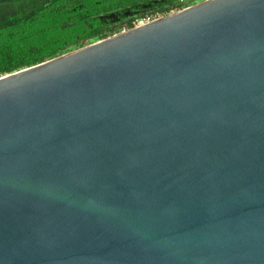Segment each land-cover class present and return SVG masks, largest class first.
<instances>
[{
	"label": "water",
	"instance_id": "water-1",
	"mask_svg": "<svg viewBox=\"0 0 264 264\" xmlns=\"http://www.w3.org/2000/svg\"><path fill=\"white\" fill-rule=\"evenodd\" d=\"M0 264H264V0L1 75Z\"/></svg>",
	"mask_w": 264,
	"mask_h": 264
},
{
	"label": "trees",
	"instance_id": "trees-1",
	"mask_svg": "<svg viewBox=\"0 0 264 264\" xmlns=\"http://www.w3.org/2000/svg\"><path fill=\"white\" fill-rule=\"evenodd\" d=\"M193 1L196 0H0V76L83 46L89 35L98 39L108 31L132 28L134 20L108 28L95 17L123 2H150L156 7L141 12L138 18L149 13L165 15Z\"/></svg>",
	"mask_w": 264,
	"mask_h": 264
},
{
	"label": "flooded vegetation",
	"instance_id": "flooded-vegetation-1",
	"mask_svg": "<svg viewBox=\"0 0 264 264\" xmlns=\"http://www.w3.org/2000/svg\"><path fill=\"white\" fill-rule=\"evenodd\" d=\"M152 3H154V0ZM152 3H150V2L149 3L131 2L130 4H126V2H123L122 5L118 6L116 9L108 10V11H102V12L98 13L95 17L97 19H102L101 22L104 23L103 25L105 27L113 28L114 26L125 24L126 22H129L131 20L132 21L135 20L137 18V16L145 10H152V9L156 8L155 6L152 5ZM76 6H79V5H76ZM110 14H113V16L110 18L106 17L107 15H110ZM67 25L70 26L69 23ZM93 27H91L90 29H92ZM112 34H114V33L111 31H108L107 35L102 36L98 39H93V36L89 35L90 37H86V39L84 40L85 44L83 46L90 44L92 42L98 41L99 39L110 36ZM77 38H80V37L77 36ZM77 48H79V47L71 48L67 52L74 50V49H77ZM64 53H66V52H64Z\"/></svg>",
	"mask_w": 264,
	"mask_h": 264
},
{
	"label": "built area",
	"instance_id": "built-area-1",
	"mask_svg": "<svg viewBox=\"0 0 264 264\" xmlns=\"http://www.w3.org/2000/svg\"><path fill=\"white\" fill-rule=\"evenodd\" d=\"M161 15L159 14H154V13H149V14H145L142 15L138 18H136L133 22V26H142V25H146L150 22H152L153 20H155L156 18L160 17Z\"/></svg>",
	"mask_w": 264,
	"mask_h": 264
},
{
	"label": "rangeland",
	"instance_id": "rangeland-1",
	"mask_svg": "<svg viewBox=\"0 0 264 264\" xmlns=\"http://www.w3.org/2000/svg\"><path fill=\"white\" fill-rule=\"evenodd\" d=\"M193 2H194V4H195V3L199 2V1L196 0V1H193ZM104 38H105V37H104Z\"/></svg>",
	"mask_w": 264,
	"mask_h": 264
},
{
	"label": "clouds",
	"instance_id": "clouds-1",
	"mask_svg": "<svg viewBox=\"0 0 264 264\" xmlns=\"http://www.w3.org/2000/svg\"><path fill=\"white\" fill-rule=\"evenodd\" d=\"M162 16V15H161Z\"/></svg>",
	"mask_w": 264,
	"mask_h": 264
}]
</instances>
